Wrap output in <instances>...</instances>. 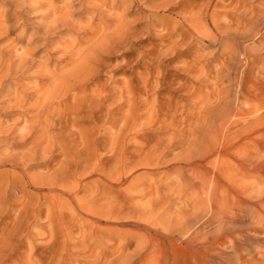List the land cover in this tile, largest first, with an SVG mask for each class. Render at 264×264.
<instances>
[{
	"label": "rangeland",
	"instance_id": "rangeland-1",
	"mask_svg": "<svg viewBox=\"0 0 264 264\" xmlns=\"http://www.w3.org/2000/svg\"><path fill=\"white\" fill-rule=\"evenodd\" d=\"M36 1L37 3L32 6L27 0H0V9L3 11L5 8L4 11L12 16L7 23V26L11 28V40H15L22 51L31 49L30 52L35 57L34 60L41 58V53L50 51L52 58L48 59L49 64L51 67L53 66L52 68L58 67L59 70L68 61V55L64 54L63 49V46H68L66 42H69V45L77 42L80 46L85 47L83 45L87 44L91 35L89 26L108 24L111 17L110 13H112L109 7L112 1L106 7L107 13H99L91 6L84 7L85 5L78 1L73 10L77 19L79 18L86 28L58 30L51 35H45L42 28L43 21L46 22L52 18L50 12L52 3H57L56 6L60 7L66 1ZM142 1L128 2L117 8L118 12L122 13L125 12L127 5H131L128 9L129 12L126 11L128 13L127 20L130 21H128L130 34L126 39L123 38L120 42L110 44L96 54L93 63L98 65L95 64L97 72L87 86L89 91L104 86H107L109 91H112L114 86H126L129 89L139 85L142 87L143 82L139 80V77L142 73L150 72L148 75L150 82H148L151 85L148 84V88L143 87V97L144 100H148V103L142 106L143 111L141 110V112L144 114H142V120L139 119L136 127L134 126L135 128L132 130L129 128L125 130V135L120 136V139L118 138L121 141H115L118 146L111 139L106 140L108 139L107 136H101L100 130H96L97 127H92L93 123L89 121L84 123L89 127L88 133L86 132L85 135L87 138L91 137V141L96 137L92 143L93 146L85 148V154L83 149H80L79 151H71V154L67 156L63 155L62 160L64 161H60L63 154L61 153V146L56 145L53 149L47 150L34 148L36 151H33L31 144L34 137H18L16 131L0 135V151L9 148L8 151L4 150L5 153H0V155L3 153V155H9V157L5 155V158L3 155L0 157L7 159L6 163L0 165V186H2L0 187V264H195L196 261V264L198 262V264H264V124L254 125L253 129L248 132L249 134L247 131L244 132L246 128L243 124H239L240 126L233 125L227 130L229 134L231 133L230 137L226 139L227 141L221 140L220 146L217 147V150L223 153L227 152L223 163L225 166L228 165L226 168L233 164L234 167L236 165L233 170L239 172L238 166L241 165L242 170L244 168L242 164L245 163L243 160L246 159L244 158L246 154L244 150L237 149L238 145L241 146L246 142L245 138L254 140L251 144L252 148H250L252 154L250 153V157H247L252 162L248 168V170L251 169L249 176L242 178L243 175L237 173L238 182L233 181L234 184H237L236 186L229 183L227 179L224 181L225 184L228 182L232 193L235 194L236 199L233 198L232 204L236 205H227L228 208H224L220 213V221L226 222L220 224L215 234L213 233L216 230L215 224H211L212 215L210 217L206 214L208 218L204 215L203 218L206 219L202 218L201 221L195 223L194 213H191L193 210L186 202L187 198L179 196L180 191L174 192L176 193L174 195L168 190L167 186L176 185H172L173 179L176 178L173 168L179 163L174 159V155L181 150V147L175 143L171 144L172 146L170 145L171 147L162 159V167L153 171L142 161L147 158L148 147L154 145L155 142L147 144L148 147H146L143 145L146 144L145 140L141 137L142 132H146V137H149L154 131H160L155 127L153 130L150 124L146 125L149 120L146 117H149V114H145L151 106L162 105L169 108L170 103L173 105L176 103V116L181 120V118H187L192 112L193 107L191 105L197 103L195 98L204 96V94L207 98H212L209 102L211 101L212 108L218 114L224 112L229 101L235 110H243L248 107L245 99L236 95L238 89L242 88L245 95L253 99L264 97V22L260 10L264 0H226L227 3L223 0H212L207 22H204L203 28L206 25L209 30L214 29L215 32H219L217 35L222 33L224 38L220 41L198 39L192 32L181 34L180 15L183 13L182 6L184 3L187 4V1L182 0L171 7L159 5V9H157L159 13H155L150 18L148 17L150 10L155 9V6H158L157 3L160 4L162 0ZM196 1L202 3L204 0ZM23 2H26L25 6ZM229 2L237 4L233 6L236 7V11L232 7L233 4L230 5ZM216 4L217 6H215ZM24 8V11L29 8L27 13L23 11L28 31L21 34L23 25H19L20 22L16 21L18 18L15 15H24L21 11ZM218 16L219 19L221 18L220 20L216 18ZM216 21L217 23L220 22L221 25L223 24L224 29L217 23L216 26ZM165 22L169 23L168 26H165L166 28L162 24ZM207 27L205 28L208 29ZM34 29H38V31L36 30L38 38L35 37L31 42L29 36L30 32L35 31ZM169 30L174 33V39L180 42L168 48L165 46L162 35ZM63 42L64 45H62ZM98 58L100 59L98 60ZM225 64L227 65L225 66ZM145 65L149 66V69L143 67ZM228 65L229 67H227ZM39 78V76H33L27 72L22 80L34 84ZM46 81L47 79L40 78L38 82L43 84ZM99 84L100 86H98ZM28 90L33 92L32 88ZM261 91L260 97L257 96V93L259 94ZM193 92L195 93L192 96ZM4 98L2 96L0 100V116L5 124L13 125L22 117H27L28 110L18 107H11L10 109L9 103H5ZM34 98L33 96L30 97V101L34 102ZM180 99L182 100L180 101ZM217 107L219 108L217 109ZM22 112L23 114H21ZM263 112L264 109L256 114ZM140 122L141 124L138 126ZM60 126V124L53 126L50 136L56 140L62 136V139L58 140H61L59 142L61 145L67 134L63 132L64 128L62 130ZM148 126L152 130L148 129ZM113 130L109 129L110 132ZM133 131H135L134 133L141 132L140 137L131 138ZM12 133H15L13 135L16 138L10 135ZM31 140L32 142H30ZM102 140H106V144ZM226 142L231 146H228ZM104 147L106 149H103ZM114 147L115 149H113ZM137 147L139 149L146 147L147 150L143 153ZM25 150L31 151L30 154L33 153L32 156L30 155L32 158L27 156L29 152ZM113 150L117 152L118 156L114 154L115 151ZM230 150L235 152L232 153ZM15 153L25 155L23 157L17 155V158H14ZM81 153H83V157ZM53 156L55 159L52 158ZM56 156L59 161H57ZM18 158L23 161H19ZM123 161L127 164H124ZM199 162L206 165V160ZM55 163L56 165H54ZM59 163L61 166L58 168ZM208 168L213 170L212 166ZM53 170H56L54 171L56 176ZM155 191L162 193L167 191L168 193L164 197L165 199H159L160 203H158L157 197L153 201L152 193ZM168 197L170 198L168 199ZM164 201L167 203L165 204ZM239 202L245 207L241 206ZM222 217L226 219H221ZM188 219L194 220L191 221L193 224L189 227L192 228L190 232L189 229H185V221ZM203 221H207L205 227L208 233L202 234L201 232L200 236L196 232L198 227L195 228L194 226H201ZM198 223L200 224L197 225ZM184 231L186 233L188 231L187 234L189 235ZM198 246L201 248L199 249ZM176 257H178V261Z\"/></svg>",
	"mask_w": 264,
	"mask_h": 264
},
{
	"label": "bare ground",
	"instance_id": "bare-ground-1",
	"mask_svg": "<svg viewBox=\"0 0 264 264\" xmlns=\"http://www.w3.org/2000/svg\"><path fill=\"white\" fill-rule=\"evenodd\" d=\"M27 1H29V3L32 6L35 3H37L36 0H27ZM65 1L66 2L65 3L63 2L64 4L61 5L60 7L56 6L57 3H55V4L52 3V5L50 7L51 8L50 12L52 13V18L48 21L45 20L46 22L43 21L44 25L42 26V28L44 31L43 33L45 35H51V33H54L58 30H73L76 28H86V26H84L82 24V21L79 18L77 19V17L75 16V11L73 10L74 5L77 4L78 1L82 5H85L84 7L88 8L91 6L95 9V11H98L99 13H107L106 7L109 6V3L112 1V4L109 6L112 13H110L111 17H110V22H108V24L105 23L104 26H95V27H93L92 25L89 26L91 28V35L89 36V38L87 40V44H86V42H84L86 45H83V46H85V47L80 46L77 42L76 43L73 42L70 45L68 44L69 42L68 43L66 42V44L68 46H63L64 47L63 49L65 52L64 54L68 55V57H67L68 61L66 60L67 62H65L63 64V66L61 67V70L57 69L58 67L52 68L53 66L52 67L50 66L49 61H48V59H50V57L52 58L50 51L49 52L47 51L43 54L41 53L42 54V55L40 54L41 58H38V60H34L35 57H33L32 52H30L31 49H28L29 51H27V50L22 51L21 47L18 46L16 41L11 40V37H10L11 28L7 26V23L11 19L12 16L7 11H4L5 8L3 9V11H1V9H0V96H1L0 100H1L2 96L5 97L3 100L6 101V102L4 101L5 103H7V102L9 103L10 109H11V107L12 108L18 107V108H24V109L29 111V112H27L28 114L26 113L27 117H24V118L22 117L20 120H17L14 124L12 123L13 125L5 124L4 123L5 121H3L1 116H0V135H2V133L8 134V133H11L13 131H16V135L18 137L19 136L20 137H27V138L28 137H32V138L34 137L33 143L32 144L30 143L32 145L33 151L35 149H39V148H44V150H47L49 148L53 149V147L56 145L61 146V148H62L61 153H63V154H62L60 161H64V160H62L64 157L63 155L67 156L68 154H71V151H74V150L79 151L80 149L81 150L83 149V153L86 152L84 149L91 147L92 143L96 140L95 139L96 137H94L93 141H91V137L87 138V136L85 135L87 132V129L89 128L87 125L84 124L85 121H89V122L93 123L92 127H95V128L97 127L96 130H100V135L101 136H107L108 139H106V140L111 139V141H113L114 144H116L115 143L116 140L120 139V136L122 137V135H125V130L127 128H129L130 130L135 128L136 127L135 125L138 122V120L143 117L142 116L143 113L141 112L143 104L148 103V100L147 99L144 100V97H143V92H144L143 87L148 88L147 85L150 82L149 77H148V75H150V72H148L147 74L142 73L141 76L139 77V80H141V82H143V86L141 85L142 87H140V85L138 87L135 86L133 88L130 86L132 89H129V87L127 88L126 86H121V87H118V86L115 87L114 86V89L112 88L113 89L112 91H109L107 86L98 87L93 91H89L87 89L89 82H91V80H93V77H94L95 73L97 72V68L95 67L97 64L95 63L96 64L95 65L93 63V60L95 59L96 54H98V52L103 50L106 46L120 42L123 38L126 39L128 37V35L130 34L129 25H128V23L130 21L127 20V14L128 13L126 11L129 12L128 9L131 7V5L130 6L127 5V7L124 10L125 12H122V13L118 12L117 8L121 5L128 3V2L133 3L134 1L140 2L142 0H65ZM180 1H182V0H162L160 4L157 3L158 6H155L156 7L155 9L150 10L148 17L150 18V17L154 16L155 13H157V12L159 13V10H157L160 7L159 5H161V7H171L172 5L178 4ZM184 1H187L188 3L187 4L184 3V5L182 6L183 7V13H181V15H180L181 16V22H182V24H180L181 30H182L181 34H183L184 32H192V33H194V35L196 37H198V39L199 38H201L202 40L208 39L211 41H213V40L220 41V39L224 38L223 35H221L222 34L221 32H220L221 33L220 35H217V33H219V32H215L214 29L209 30V28L206 25H205V27H207L208 29H206L205 27L203 28L204 22H207V16H208V12H209L211 5H212V0H206V2H204L205 1L204 0V1H202V3H200L196 0H184ZM223 1L226 2V0H223ZM238 1H240V0H238ZM238 1H237V3H238ZM231 3L229 2L230 5H231ZM23 4L25 6L26 2H23ZM232 4H233L232 7L234 5H237L234 3H232ZM226 5H228V4H226ZM215 6H217V4ZM28 9L26 11H28ZM214 9H215V7H214ZM24 10H25V8L21 11L23 12ZM260 10H261L262 18H263L262 20L264 22V1L262 3V7ZM26 11H24V12L27 13ZM235 11H236V9H235ZM24 12H23L24 15H21V14L15 15V17L18 18V19L15 18L16 21L20 22L19 25H23V28L21 27L22 28L21 34H24L28 31V27H27L28 25L26 26V19H25L26 17H25ZM217 12H219V11H217ZM213 15L216 16L215 13H213ZM250 17H251V15H250ZM216 18L219 19V16ZM246 19H248V17H246ZM253 19H254V16H253ZM253 21H255V20H253ZM170 22H172V21H170ZM216 23H217V21L215 22V25H216ZM219 23L220 22H218L217 24H219ZM162 24L165 27V26H168L169 23L167 24V22H165ZM219 25H221V24H219ZM227 25H224V26H227ZM222 28H223V26H222ZM36 30L38 31V29H36ZM36 30L33 32H30L29 37H30L31 42H33V39L35 37L38 38L36 36V33H37ZM218 30H220V27H218ZM169 31L163 33V35H162L163 37L161 36L163 38V41L165 42V46H167L168 48L172 47V46L176 45L178 42H180L178 40H175L174 39L175 38L174 33L171 31L169 32ZM39 34L42 35L41 33H39ZM44 34H43V36H45ZM228 36L230 37V35H228ZM19 37L21 38V36H19ZM196 37L194 39H196ZM69 40L71 41V38ZM179 40H181V39H179ZM17 41H18V39H17ZM218 41H217V43H218ZM207 42H210V41H207ZM64 44L65 43L63 42L62 45H64ZM228 45H230V44H228ZM230 47H231V45H230ZM223 48H225V47H223ZM226 48H228V47L226 46ZM57 50H56V52H57ZM62 53H63V51H62ZM226 53H227V51H226ZM260 58H262V57H260ZM63 59H65V58H63ZM99 59L100 58H98V60ZM161 62H162V60H161ZM226 65L227 64H225V66ZM143 67L149 69V66H147V65H145ZM227 67H229V65ZM27 72L33 76H39L40 78H45V79H47V81L43 84H40L38 82L40 80V78L38 81H35L34 84H32V82H29V81H23L22 79L25 76V73H27ZM189 82H187V83H189ZM149 85H151V83ZM98 86H100V84ZM215 87L217 88L218 86L216 85ZM29 88L30 89L32 88V91L35 94L33 92L29 91L28 90ZM146 90H148V89H146ZM195 91H197V90H195ZM263 92H264V90H263ZM194 93L195 92H193L192 96L194 95ZM199 93H200V90H199ZM201 93H202V91H201ZM243 93H244V91L242 90V88L238 89V91L236 93V95L238 97H243V99H245L246 103H248V107L244 108L243 110H239V109L235 110L232 106V103L229 101L227 103V107L224 110V112L218 114L217 111H215V109L212 108V106L210 104L211 101L209 102V100H212V98L211 97L207 98V96H205V94H204V96H197L195 98V100H196L195 102H197L196 104H194L193 106L191 105L193 103L190 104L191 107H193V108H192V112L190 113L189 116H187V118L184 117V119L181 118V120H180L176 116V114H177L176 108H175L176 103L174 105L172 103H170L169 108L162 106V105L151 106L149 111L146 112V114H145V115H147V113L149 114V117H146L147 119L149 118L148 122H146L147 123L146 125L150 124V126L153 127V130L155 127L157 129H160V131L159 132L154 131L155 133L154 132H153L154 134L151 133V136H149V137H146V132L145 133L142 132L141 137L144 138L143 140H145V143H146L143 145L146 146L147 144H149L151 142L152 143L155 142L154 145L150 144V145H152L150 147L146 146V147H148L149 150L147 151V158L144 159L145 161H142V162L150 170L154 171V170L160 169L162 167V159L165 156V153L168 151V149L172 146L171 144H174V143L178 144V146L181 147V150H179V152L176 155H174L175 156L174 159L179 163V165H177L173 168L174 169L173 172L176 174V178H174L172 181L173 182L172 185H174V184H176V185L172 186V187L167 186L168 190L171 193L180 191L181 194H179V196H185L187 198L186 202L191 207V210H193V211H191V213L192 212L194 213L193 219L195 221L192 219H191V221H194L195 223H197V222L201 221V219L204 217V215L207 214V215H210V217L212 215L211 224L212 223H213V225L215 224V228H216V230L213 231L214 234L218 231L220 224L221 223L224 224V222H226L224 220H223L224 222L220 221V213L223 211L224 208L226 209L227 205L231 206L230 204H232L233 198L236 199V197L234 196L235 194L232 193L230 186H228L227 183L229 182V183L234 184L235 182H233V181L238 182V180L236 179V178H238L237 173H240L241 175H243L242 178H246L249 176V171H251V169L248 170V168L252 162H251L250 158H247V157H250V153H251L250 148H252L251 144L254 140L252 138H245L246 142H244L241 146L238 145L237 149L238 150L240 149L242 151L244 150V152L246 154V157L243 156L244 158H246L243 160V162H245V163L242 164V166L245 168V170H244V168L242 170V167L240 165V166H238L239 172H238V170H233L236 167V165L234 167L233 164H230V167L226 168V166H228V165L225 166L223 163H224L225 155L227 152L223 153L222 151L217 150V147L220 146L221 140L225 141L227 138L230 137L231 133L229 134V132L227 130L230 129L231 126H233V125L238 126L239 124H241V125L243 124V126H245V128H246V130H244V132L247 131V133H248L253 129L254 125L264 124V112L261 114H256L260 110L264 109V97H260V95L262 94V91L259 94L257 93V96H259L260 98L257 97L256 99L250 98V96H247V95H245V93L244 94ZM210 94L212 95V93H210ZM234 94H235V92H234ZM32 96L35 97L34 102L30 101V97H32ZM195 96H196V94H195ZM192 99H194V98H192ZM197 99H198V101H197ZM3 100H2V103H3ZM181 100L182 99H180V101ZM190 101H192V100H190ZM167 103H169V102H167ZM218 105L220 106V103ZM182 107H184V105ZM218 108L219 107H217V109ZM145 111H147V110H145ZM183 111H185V110H183ZM4 114H6V113H4ZM21 114H23V112ZM184 116H185V114H184ZM58 124L61 125L60 126L61 129L64 128V130L63 129L62 130H63V132H65L67 134V137L66 138L64 137L65 139L63 138L61 145L59 143L61 140L60 141H58V140L62 139V136H61V138L59 137V139H57V140L54 139L52 136H50V132L53 130L52 127L53 126L55 127ZM140 124H141V122L138 124V126ZM118 126H119V128L117 129ZM151 127L148 126V129L149 128L151 129ZM110 128L114 129V130L112 132H110L109 131ZM61 129H60V131H61ZM53 132H55V131H53ZM134 132L135 131L132 132L131 135H133V136L131 138L140 137L141 132L140 133H138V132L134 133ZM127 133H129V132H127ZM13 134L15 135V133H12L10 135H13ZM92 134H93V132L91 133V136H92ZM14 135H13V138H16V137H14ZM58 135H59V133H58ZM232 135H234V134H232ZM242 135H243V133H242ZM54 136H55V134H54ZM243 138H244V136H243ZM103 139H105V138L103 137ZM106 140H102V141L103 142L105 141V144H106ZM232 140H233V138H232ZM120 141L121 140H119V142ZM30 142H32V140ZM107 143H108V141H107ZM142 143H141V145H142ZM226 143L228 144V142H226ZM223 144H225V143H223ZM116 145L118 146V143ZM229 145L230 144H228V146ZM232 145H234V144L232 143ZM105 147H107V146L105 145ZM105 147L103 149H106ZM146 147L145 148L142 147L140 149H139V147H137V148L139 150L143 151V153H144L145 150H147ZM11 148H10V150H11ZM7 149H9V148H6L4 150H7ZM113 149H115V147ZM4 150H1L0 153L1 152L5 153ZM28 150L27 151L25 150L26 152H29L28 153L29 155H27V156H30L31 154H33V153L30 154L31 151H28ZM113 151H115V150H113ZM116 151H117V149H116ZM116 151L114 154L116 156H118L116 154L117 153ZM26 152H24V153H26ZM53 152H54V150H53ZM80 152H82V151H80ZM234 152H232V153H234ZM79 153H77V154L79 155ZM83 153H81L82 157H83ZM51 154H53V153L51 152ZM56 154H58V153H56ZM2 155H0V157ZM5 155H3V157ZM14 155H13L14 158H17L16 156L18 154L15 153ZM19 155H20V153H19ZM19 155H18V157H19ZM23 155H25V154L21 153L20 156L23 157ZM142 155H144V154H142ZM6 156L9 157V155H6ZM57 156H56V159H58ZM4 158H0V165L3 163H6L7 159H4ZM52 158H54V156ZM108 158H106V159L108 160ZM119 158H120V156H119ZM18 159H19V161H23V160H20V158H18ZM18 159H15V160L18 161ZM59 159H60V157H59ZM59 159L57 161H59ZM117 160H118V158H117ZM202 160H206V162H205L206 165L199 162ZM62 163H64V162H62ZM125 163L126 162H124V164ZM139 164L141 165V163H138V165ZM54 165H56V163ZM57 166L59 168L61 166L60 163ZM209 166H212L213 170L208 168ZM62 167H63V165H62ZM101 167H105V166H101ZM253 167H254V165H253ZM102 169H104V168H102ZM54 171H56V170H53V173H54ZM65 172H66V170H65ZM63 173H64V171H63ZM61 174H62V172H61ZM64 174H66V173H64ZM54 175H55V173H54ZM19 176H18V178H19ZM16 179H17V177H16ZM225 179H227V181H228L226 184L224 183ZM170 182H171V180H170ZM33 183L35 184V182H32V184ZM147 185H148V183H147ZM234 185L236 186L237 184H234ZM0 187H2V186H0ZM12 189H14V188H12ZM156 189H158V187H156ZM234 189H236V188H234ZM163 191H165V190H163ZM167 193H168L167 191L165 193L158 192V191L153 192L152 193L153 201H155L154 199H156V197H157L156 200L158 201V203H160L159 201L164 200L165 199L164 197H166ZM175 194L176 193H174V195ZM170 195L172 196V194H170ZM170 197H168V199ZM182 199H183V197H182ZM51 201H50V203H51ZM153 201L151 200V202H153ZM164 202H165V204L167 203L166 201H164ZM236 203L238 204V202H236ZM239 204H241V206H244V205H242L241 202H239ZM80 205L82 207V204H80ZM232 205L235 206L236 204L234 205V203H233ZM90 210H92V209H90ZM207 215H206V217L208 218ZM183 216H181V217H183ZM157 217H159V216L157 215ZM183 219H184V217H183ZM203 219H206V218H203ZM221 219H226V218L222 217ZM191 221L189 219L187 221H185L186 222L185 229H189V232L192 229L189 227H191L193 224V222H191ZM228 223H229V221H228ZM181 224L182 223L180 220V225ZM199 224L200 223H198L197 225H199ZM206 224H207V221H205V222L203 221L201 226L200 225L199 226L193 225V226L195 228L198 227L196 229L197 230L196 232L199 233V235L201 234V232H202V234H207L208 231L205 227ZM183 227H184V225H183ZM181 228H182V226H181ZM179 229H180V226H179ZM168 230H169V228H168ZM174 231H176V230H174ZM174 231H172V232H174ZM193 231H195V230H193ZM172 232H170V233H172ZM180 232H182V231L180 230ZM184 233H186V231H184ZM187 233H188V231H187ZM182 234H183V232H182ZM187 235H189V234H187ZM169 238L171 239V237H169ZM207 239H208V237H207ZM156 240H157V238H156ZM212 241H214V239ZM195 242H196V240H195ZM195 242H193V243H195ZM197 242H199V241H197ZM211 244H214V243H211ZM203 245L205 246V244H203ZM208 245H209V243H208ZM171 246H172V244H171ZM217 246H218V244H217ZM172 248H173V246H172ZM198 248H199V246H198ZM205 250H208V249H205ZM205 250H203V252ZM173 251H175V250H173ZM212 252H214V251H212ZM202 258H204V257L202 256ZM176 259L178 261V257H176ZM187 260L188 259H186V261ZM182 262L183 261L181 260V263ZM196 262H195V264H196ZM206 262H208V261H206Z\"/></svg>",
	"mask_w": 264,
	"mask_h": 264
}]
</instances>
